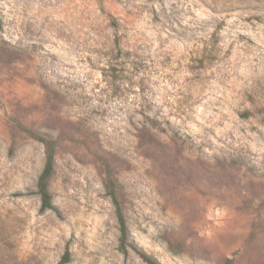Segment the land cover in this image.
Here are the masks:
<instances>
[{
	"label": "rangeland",
	"instance_id": "rangeland-1",
	"mask_svg": "<svg viewBox=\"0 0 264 264\" xmlns=\"http://www.w3.org/2000/svg\"><path fill=\"white\" fill-rule=\"evenodd\" d=\"M144 254L264 264V0H0V264Z\"/></svg>",
	"mask_w": 264,
	"mask_h": 264
},
{
	"label": "trees",
	"instance_id": "trees-1",
	"mask_svg": "<svg viewBox=\"0 0 264 264\" xmlns=\"http://www.w3.org/2000/svg\"><path fill=\"white\" fill-rule=\"evenodd\" d=\"M53 171H54V155L52 152H50L47 155L45 167L37 183V194L40 196V200H41L40 211L43 213L47 211L55 210V206L53 204V197L49 189V183H50V179L52 178ZM113 203L115 206V213L117 216L118 229L120 233V239H119L120 248L119 249L123 254H127L128 248L130 247L129 230H128L127 222H126L124 213L122 211V208L119 204L118 199L116 198L114 194H113ZM143 257L149 264H159L155 260H152V258L147 256L146 254H144Z\"/></svg>",
	"mask_w": 264,
	"mask_h": 264
}]
</instances>
